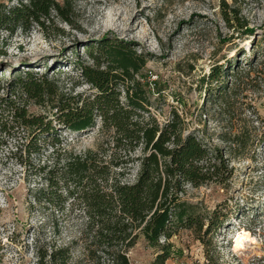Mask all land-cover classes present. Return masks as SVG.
I'll list each match as a JSON object with an SVG mask.
<instances>
[{"label":"rangeland","instance_id":"obj_1","mask_svg":"<svg viewBox=\"0 0 264 264\" xmlns=\"http://www.w3.org/2000/svg\"><path fill=\"white\" fill-rule=\"evenodd\" d=\"M57 1L70 23L53 10L44 25L0 30V121L6 114L3 100L14 96L17 79L27 71L68 89L76 75L71 61L78 56L88 61L84 45L104 37L132 42L148 57L136 77L144 82L149 108L160 121L173 109L185 131L224 151L225 133L245 131L256 139L244 154L228 157L234 169L228 189L187 183L180 195L202 212L221 210L223 224L212 233L214 249L209 247L212 264H264V143L258 142L264 135V0ZM21 2L28 0H0V5ZM223 9L238 10L252 34L235 30ZM220 66L222 78L211 79ZM220 88L224 96L218 95ZM88 91V84L76 88ZM28 107L40 110L33 103ZM99 128L97 120L92 129L62 132L63 147L74 152L95 148L106 139ZM23 135L0 127V264H37L38 249L66 245L70 264H108L104 257L92 262L85 256L77 206L69 199L64 208L37 200V191L47 185L45 174L21 154ZM47 156L36 163L42 165ZM138 168L137 162L129 165L125 180L134 181ZM225 211L230 212L226 220ZM168 241L173 250L164 264L207 263V248L189 229L180 228ZM157 252L141 236L128 251L129 262L152 264Z\"/></svg>","mask_w":264,"mask_h":264},{"label":"trees","instance_id":"obj_2","mask_svg":"<svg viewBox=\"0 0 264 264\" xmlns=\"http://www.w3.org/2000/svg\"><path fill=\"white\" fill-rule=\"evenodd\" d=\"M53 10L70 23L57 0L0 5V30L12 33L32 22L44 25ZM224 11L235 30L252 34L238 10ZM84 46L88 61L79 56L71 61L76 75L70 88L27 71L17 79L14 96L1 104L6 111L1 130L24 133L21 154L45 174L47 185L37 191V200L64 208L69 199L77 206L82 219L78 241L92 262L104 257L108 264H130L128 251L143 236L158 251L152 264H164L173 250L168 240L184 228L207 248L206 264L214 263L209 247L213 248L212 233L223 224L221 210L202 212L180 194L187 183H217L228 189L234 175L229 158L247 152L256 139L245 131L225 133L224 151L185 131L184 120L173 109L160 121L149 108L144 82L136 77L147 63L146 54L132 42L116 38L104 37ZM222 72V66L213 70L211 79H221ZM81 84H88L89 91L76 92ZM218 95L224 96L225 89L220 88ZM30 103L40 110L32 112ZM97 120L106 139L95 148L74 152L63 147L62 132L92 129ZM258 142L264 143V135ZM46 156L42 165L36 163ZM135 162L139 168L129 182L126 170ZM36 255L37 264L71 261L68 245L38 249Z\"/></svg>","mask_w":264,"mask_h":264}]
</instances>
